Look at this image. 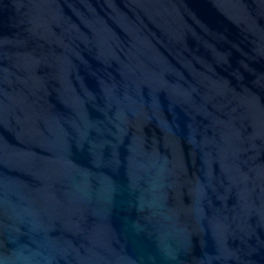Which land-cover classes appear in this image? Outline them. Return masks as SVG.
<instances>
[{
    "label": "water",
    "instance_id": "obj_1",
    "mask_svg": "<svg viewBox=\"0 0 264 264\" xmlns=\"http://www.w3.org/2000/svg\"><path fill=\"white\" fill-rule=\"evenodd\" d=\"M0 264H264V0H0Z\"/></svg>",
    "mask_w": 264,
    "mask_h": 264
}]
</instances>
